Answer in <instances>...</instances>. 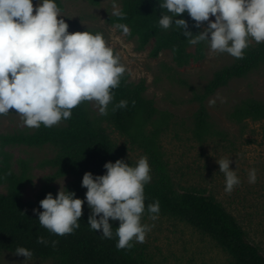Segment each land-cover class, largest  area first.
I'll list each match as a JSON object with an SVG mask.
<instances>
[{
	"label": "trees",
	"instance_id": "16d2710c",
	"mask_svg": "<svg viewBox=\"0 0 264 264\" xmlns=\"http://www.w3.org/2000/svg\"><path fill=\"white\" fill-rule=\"evenodd\" d=\"M55 2L62 11V1ZM91 2L98 5L100 0ZM161 14L158 0H125L120 14L110 17L109 22L112 25L126 24L131 37H137L143 47L154 41L152 57L157 58L163 52L170 51L173 63L178 68L203 60L207 42L202 41L193 46L182 34V29L175 25L169 29L161 28ZM177 19H185L189 26L187 30L193 35L203 31L202 27H195L196 22L187 13ZM192 47L195 48L194 52L191 51ZM262 66L264 43L249 45L243 59H236L232 65L218 71L203 93L190 87L194 93L193 100L200 105L194 128L199 142H204L212 134L205 102L231 81L243 79ZM112 92L113 101L108 106L107 115H95L90 102H82L72 110L69 120L61 121L64 126L47 128L41 125L34 133L0 134V184L7 186V194H0V252L15 254L17 248L24 247L32 252L31 258L52 260L55 264H150L135 241L130 248H116L118 238L115 229L119 227V221H109L113 227L111 239H104L101 232L89 228L90 209L85 199L87 189L81 186L84 174L91 172L93 176L104 175V165L118 160L135 166V162L126 160L124 151L113 142L105 128V123H108L148 158L152 179L145 185L144 214H148L149 204L159 201L158 216L181 220L212 239L228 254V264H264L261 248L250 241L237 219L213 195L197 189L179 192L175 188L159 144L168 114L161 113L145 97V83H130L128 75L124 73L119 87ZM121 100L128 101L127 107L113 111L114 105ZM230 118L236 123L246 120L264 121V103L255 99L244 100L236 106ZM14 146H50L56 152L52 159L42 163V166H49L56 172L47 179L48 183L35 201L24 200V189L31 181V167L28 162L20 161L21 172L14 171L12 155L7 150ZM65 177L72 179L66 190L74 192L76 198L85 200V203L83 216L78 221L81 227L71 234L59 236L40 226L39 217L33 210L43 211L40 201L47 194L51 193L56 198V189L52 183ZM38 236L45 237L49 243H37ZM52 240L58 241L55 247L51 245Z\"/></svg>",
	"mask_w": 264,
	"mask_h": 264
},
{
	"label": "clouds",
	"instance_id": "9594fccd",
	"mask_svg": "<svg viewBox=\"0 0 264 264\" xmlns=\"http://www.w3.org/2000/svg\"><path fill=\"white\" fill-rule=\"evenodd\" d=\"M162 10L159 25L182 29L190 45L207 42L209 55L227 53L243 59L250 40L264 43V0H158ZM166 10L169 14H164ZM35 13V14H34ZM187 13L200 28L199 34L188 31ZM119 15V13H117ZM55 0H0V115L14 109L22 119V126L51 128L62 120H69L72 110L82 102H92L100 115H107L113 101L112 90L119 87L125 67L106 43L103 34L69 33V25L61 18ZM214 17V22L210 19ZM123 35L129 34L126 24L114 25ZM134 103V102H133ZM214 104L215 101H210ZM127 100L114 105L113 111L126 108ZM225 177V192L231 193L240 180L231 170V159L217 160ZM106 174L93 176L85 173L82 187L87 189L85 199L90 209L89 228L111 239L110 220L119 221L115 229L118 250L130 248L132 242L144 243L151 227L142 224L145 213V185L151 182V168L147 156L135 166L124 160L104 165ZM257 170L248 173V182L255 184ZM61 188L56 198L47 194L40 201L43 211L33 210L39 225L54 235L64 236L79 229L85 200L74 192ZM160 211L159 201L147 206L150 218L155 220ZM99 218V219H98ZM37 243L48 244L43 236ZM58 241L52 240L56 246ZM16 256L32 252L24 247L16 249Z\"/></svg>",
	"mask_w": 264,
	"mask_h": 264
},
{
	"label": "rangeland",
	"instance_id": "374dc122",
	"mask_svg": "<svg viewBox=\"0 0 264 264\" xmlns=\"http://www.w3.org/2000/svg\"><path fill=\"white\" fill-rule=\"evenodd\" d=\"M64 9L61 18L69 25V33L91 31L101 33L125 67L130 83L146 85L145 97L168 116L159 138V144L168 165L175 188L197 189L213 195L231 213L248 234L250 241L264 253V121L246 120L236 123L230 115L242 101L255 99L264 103V66L243 79L231 81L218 90L206 102L212 134L199 142L194 134L199 103L194 93H203L214 75L232 65L236 58L227 53L209 55L208 44L203 60L194 61L184 68L173 63L170 51L152 57L154 41L143 47L137 37L123 35L110 24L109 18L120 14L125 0H61ZM34 8L38 0L33 1ZM35 14V13H34ZM213 22L214 17L210 18ZM207 27V22L202 26ZM250 40L249 45H257ZM194 52L195 48L192 47ZM187 84V85H185ZM191 87V88H190ZM215 101L214 104L210 101ZM95 115L101 116L90 102ZM56 127L64 126L60 122ZM105 128L116 146L124 151L125 159L137 162L143 152L131 146L113 126ZM36 128L22 126V119L14 109L0 116V134L34 133ZM12 155V167L21 172L20 161L31 167V181L24 189V200L35 201L48 178L56 172L44 161L55 156L53 147L30 148L14 146L7 148ZM231 159V170L236 171L239 185L229 194L225 192V177L220 173L217 160ZM257 170L255 184L248 182L251 169ZM71 178L56 180L52 185L58 194L66 191ZM0 194H7V186L0 184ZM158 216V215H157ZM142 224L151 227L144 243H137L150 264H228L229 256L209 237L199 233L191 225L170 217L142 216ZM25 257L10 252H0V264H24ZM26 264H55L52 260L29 258Z\"/></svg>",
	"mask_w": 264,
	"mask_h": 264
}]
</instances>
